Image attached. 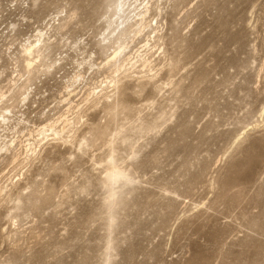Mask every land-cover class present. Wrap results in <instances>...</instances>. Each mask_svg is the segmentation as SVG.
Masks as SVG:
<instances>
[{"label": "rangeland", "instance_id": "1", "mask_svg": "<svg viewBox=\"0 0 264 264\" xmlns=\"http://www.w3.org/2000/svg\"><path fill=\"white\" fill-rule=\"evenodd\" d=\"M123 1L0 0V264H264V0Z\"/></svg>", "mask_w": 264, "mask_h": 264}, {"label": "bare ground", "instance_id": "2", "mask_svg": "<svg viewBox=\"0 0 264 264\" xmlns=\"http://www.w3.org/2000/svg\"><path fill=\"white\" fill-rule=\"evenodd\" d=\"M149 5V3H148ZM145 7V12L144 13H141L138 15L139 18V25H138V29L135 31L137 34H142L144 33L145 31H147L148 29L151 30V32L155 31V29L153 28V26L151 25V23H144V20H145V16L150 12V8L148 7ZM132 6V5H131ZM130 11V3L128 2V0H124L118 7H117V12H119L117 15L120 17V19L122 18H125V21L126 20H129V18L127 17L126 18V15H130L131 12ZM137 16V15H136ZM137 21V22H138ZM124 24V23H123ZM127 26H125V28L123 29V32H126L125 29H126ZM158 28V27H157ZM122 32V33H123ZM150 32V33H151ZM136 34V35H137ZM41 36V35H40ZM40 42V40L38 41ZM124 50H122V48H120L119 50H117L112 58V61H117L123 54H124V51H125V48H123ZM40 52L37 51V48L34 44H30L29 46H27L25 48V54L27 56V67L28 69H31L32 66L35 64V60L36 59H39L41 56L39 55ZM128 62L127 59H124L123 63H122V67L121 69L123 68V65L126 64ZM148 63L147 62H144V68L146 67L145 65ZM121 69L117 70V72H120ZM3 118L5 119V116H3ZM4 121V120H3ZM2 122V121H1ZM1 124V123H0ZM47 132H52L54 133V135L58 136L60 133L57 132L52 126H47L45 128H43L41 131H40V135L41 136H45L47 134Z\"/></svg>", "mask_w": 264, "mask_h": 264}]
</instances>
